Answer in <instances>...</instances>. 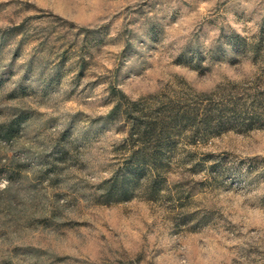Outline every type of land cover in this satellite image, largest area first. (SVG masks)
Here are the masks:
<instances>
[{
	"label": "rangeland",
	"instance_id": "374dc122",
	"mask_svg": "<svg viewBox=\"0 0 264 264\" xmlns=\"http://www.w3.org/2000/svg\"><path fill=\"white\" fill-rule=\"evenodd\" d=\"M0 264H264V0H0Z\"/></svg>",
	"mask_w": 264,
	"mask_h": 264
},
{
	"label": "trees",
	"instance_id": "16d2710c",
	"mask_svg": "<svg viewBox=\"0 0 264 264\" xmlns=\"http://www.w3.org/2000/svg\"><path fill=\"white\" fill-rule=\"evenodd\" d=\"M155 131H156V127H155V125L153 123L146 124V127L142 131L141 135H143V137H145L146 139H150L151 137L156 135ZM108 194H109V192H108ZM127 196H128L127 195V191L125 190L124 186H121L115 197H116L117 200H120V199H126Z\"/></svg>",
	"mask_w": 264,
	"mask_h": 264
}]
</instances>
